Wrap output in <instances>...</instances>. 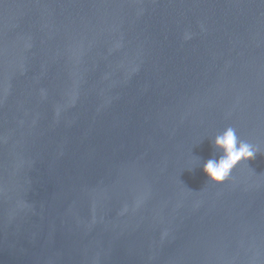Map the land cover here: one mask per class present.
<instances>
[{
  "label": "water",
  "instance_id": "1",
  "mask_svg": "<svg viewBox=\"0 0 264 264\" xmlns=\"http://www.w3.org/2000/svg\"><path fill=\"white\" fill-rule=\"evenodd\" d=\"M0 264H264V0H0Z\"/></svg>",
  "mask_w": 264,
  "mask_h": 264
},
{
  "label": "clouds",
  "instance_id": "2",
  "mask_svg": "<svg viewBox=\"0 0 264 264\" xmlns=\"http://www.w3.org/2000/svg\"><path fill=\"white\" fill-rule=\"evenodd\" d=\"M214 147L220 153L219 159L215 156L204 164V172L209 181L222 184L231 177L233 170L242 162L255 158L257 151L246 141H242L232 127L226 128L215 136Z\"/></svg>",
  "mask_w": 264,
  "mask_h": 264
}]
</instances>
